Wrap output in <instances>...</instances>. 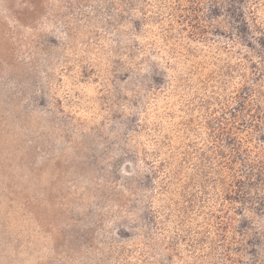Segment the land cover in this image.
<instances>
[{
    "label": "rangeland",
    "instance_id": "obj_1",
    "mask_svg": "<svg viewBox=\"0 0 264 264\" xmlns=\"http://www.w3.org/2000/svg\"><path fill=\"white\" fill-rule=\"evenodd\" d=\"M0 264H264V0H0Z\"/></svg>",
    "mask_w": 264,
    "mask_h": 264
}]
</instances>
